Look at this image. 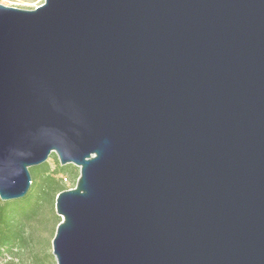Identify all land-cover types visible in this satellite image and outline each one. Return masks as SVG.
<instances>
[{"label": "water", "instance_id": "obj_1", "mask_svg": "<svg viewBox=\"0 0 264 264\" xmlns=\"http://www.w3.org/2000/svg\"><path fill=\"white\" fill-rule=\"evenodd\" d=\"M51 153L56 264H264V0L0 4V201Z\"/></svg>", "mask_w": 264, "mask_h": 264}, {"label": "trees", "instance_id": "obj_2", "mask_svg": "<svg viewBox=\"0 0 264 264\" xmlns=\"http://www.w3.org/2000/svg\"><path fill=\"white\" fill-rule=\"evenodd\" d=\"M29 173L31 187L23 198L8 202L0 201V258L5 254L15 256L17 250L27 246L26 224L37 216L41 205L51 204L57 194L74 188L79 176L73 165L61 166L55 156L53 169L44 163L29 168ZM58 177L61 178L58 180ZM66 177L73 180L70 187L63 183Z\"/></svg>", "mask_w": 264, "mask_h": 264}, {"label": "rangeland", "instance_id": "obj_3", "mask_svg": "<svg viewBox=\"0 0 264 264\" xmlns=\"http://www.w3.org/2000/svg\"><path fill=\"white\" fill-rule=\"evenodd\" d=\"M0 4L22 10H33L43 4V0H0ZM54 153L46 160L51 169L54 168ZM58 160V159H57ZM75 167V166H74ZM76 173L79 174V168ZM61 177H58V180ZM71 179H63L66 187L72 184ZM32 182V180H31ZM31 187V186H30ZM37 216L26 224V247L17 250V255L0 259V264H56L52 255V240L60 217L55 212V199L53 202L41 205Z\"/></svg>", "mask_w": 264, "mask_h": 264}, {"label": "built area", "instance_id": "obj_4", "mask_svg": "<svg viewBox=\"0 0 264 264\" xmlns=\"http://www.w3.org/2000/svg\"><path fill=\"white\" fill-rule=\"evenodd\" d=\"M4 257H10V255L5 254V255L3 256V258H4ZM0 259H1V258H0Z\"/></svg>", "mask_w": 264, "mask_h": 264}]
</instances>
